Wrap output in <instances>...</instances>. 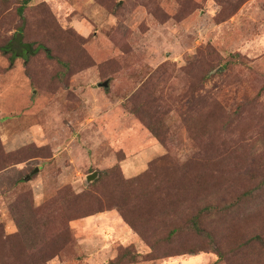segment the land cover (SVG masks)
I'll return each instance as SVG.
<instances>
[{
	"label": "rangeland",
	"instance_id": "1",
	"mask_svg": "<svg viewBox=\"0 0 264 264\" xmlns=\"http://www.w3.org/2000/svg\"><path fill=\"white\" fill-rule=\"evenodd\" d=\"M22 1L0 264H264V0Z\"/></svg>",
	"mask_w": 264,
	"mask_h": 264
},
{
	"label": "trees",
	"instance_id": "2",
	"mask_svg": "<svg viewBox=\"0 0 264 264\" xmlns=\"http://www.w3.org/2000/svg\"><path fill=\"white\" fill-rule=\"evenodd\" d=\"M31 2V0H23L22 5L20 7V13L23 14L25 7ZM18 34V35H16ZM8 42L5 44L0 45V51L4 54L10 55V63L13 64L17 57L24 56L25 58L29 59L31 55L36 53L38 50H40L43 46L42 43H39L38 45H35L34 42H27L23 39V26H21L16 33ZM19 46L22 48V51H18L15 47ZM251 193L245 192L243 193V196H241L239 199L248 197ZM228 210H231L232 207L227 208ZM209 210V209H208ZM225 210V209H224ZM223 210V211H224ZM227 210V211H228ZM205 212V211H204ZM195 228L198 230H201V227L197 221H195ZM216 253L218 255V260L223 259L225 257L224 253L221 252L219 249H216Z\"/></svg>",
	"mask_w": 264,
	"mask_h": 264
},
{
	"label": "water",
	"instance_id": "3",
	"mask_svg": "<svg viewBox=\"0 0 264 264\" xmlns=\"http://www.w3.org/2000/svg\"><path fill=\"white\" fill-rule=\"evenodd\" d=\"M100 85L101 86H104V87H108V81H104L103 83H100ZM39 170V168L37 167L36 169H35V171H38ZM96 175H97V173L95 172V173H93V174H91V175H89L88 176V180L89 181H91L92 179H94L95 177H96ZM29 177H27L26 179H28Z\"/></svg>",
	"mask_w": 264,
	"mask_h": 264
}]
</instances>
